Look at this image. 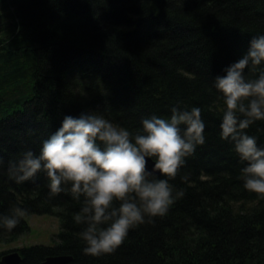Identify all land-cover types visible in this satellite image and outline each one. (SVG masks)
I'll list each match as a JSON object with an SVG mask.
<instances>
[{"label": "trees", "instance_id": "trees-1", "mask_svg": "<svg viewBox=\"0 0 264 264\" xmlns=\"http://www.w3.org/2000/svg\"><path fill=\"white\" fill-rule=\"evenodd\" d=\"M261 33L264 0H0V213L20 204L26 216L60 223L53 244L12 250L18 264L51 256H69L65 264H264V197L244 187V164L219 137L213 87ZM177 102L200 106L206 122V142L170 180L185 194L130 229L113 253H83L80 203L68 191L49 196L43 172L9 178V161L38 153L67 114L100 110L135 129ZM246 131L264 146V121ZM26 216L0 227V246L29 230Z\"/></svg>", "mask_w": 264, "mask_h": 264}, {"label": "clouds", "instance_id": "clouds-1", "mask_svg": "<svg viewBox=\"0 0 264 264\" xmlns=\"http://www.w3.org/2000/svg\"><path fill=\"white\" fill-rule=\"evenodd\" d=\"M223 71L213 78L221 102L219 137L244 164V187L264 197V146L246 131L264 121V33L252 36L247 50ZM205 128L202 108L180 102L168 115L142 118L135 129L100 110L67 114L38 153L25 150L9 161L7 172L17 183L43 172L49 196L70 192L80 203L74 221L83 225L82 251L100 256L115 252L130 229L154 222L185 194L170 180L206 142ZM28 212L15 204L0 213V227L15 228Z\"/></svg>", "mask_w": 264, "mask_h": 264}, {"label": "rangeland", "instance_id": "rangeland-1", "mask_svg": "<svg viewBox=\"0 0 264 264\" xmlns=\"http://www.w3.org/2000/svg\"><path fill=\"white\" fill-rule=\"evenodd\" d=\"M29 230L18 238L16 242L1 245L0 252L10 253L12 250L33 244H53L60 231L59 220L51 215L32 214L26 216Z\"/></svg>", "mask_w": 264, "mask_h": 264}, {"label": "water", "instance_id": "water-1", "mask_svg": "<svg viewBox=\"0 0 264 264\" xmlns=\"http://www.w3.org/2000/svg\"><path fill=\"white\" fill-rule=\"evenodd\" d=\"M151 163L149 167H151ZM21 260V256L17 251H13L1 256V264H18ZM70 260L69 256H51L47 257L42 264H65Z\"/></svg>", "mask_w": 264, "mask_h": 264}]
</instances>
